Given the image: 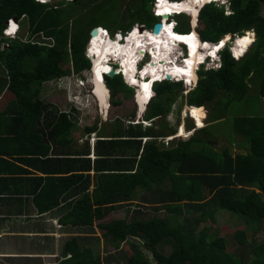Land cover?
<instances>
[{
	"label": "trees",
	"instance_id": "obj_1",
	"mask_svg": "<svg viewBox=\"0 0 264 264\" xmlns=\"http://www.w3.org/2000/svg\"><path fill=\"white\" fill-rule=\"evenodd\" d=\"M120 1L99 2L102 10L104 5L110 8L108 18L103 21H113L112 25L103 26L102 19L96 16L95 0H61L53 4L0 0V93L8 91L15 96L0 112V127L15 121L21 124L18 138L23 141L25 128L32 124L35 155L47 156L53 151L59 156L57 152L62 151V155L77 157L65 159L78 164L75 173L69 176L51 173L64 171L59 166L40 167L48 172L45 179L49 207L59 203L57 193H52L54 188L62 193L79 183L75 190L80 195L66 218L87 229L103 220L110 210L131 201L138 190L144 192L143 200L134 208L128 206L125 217L98 222L116 251L127 243L128 249L121 257L110 253L106 261L102 260L93 248L72 238L58 264H112V258L119 264H264V239L257 237L264 233V110L250 115L228 114L232 102L255 96L264 101V0H229V11L225 5L216 3L202 7L198 32L204 41L218 42L226 35L234 40L253 30L256 39L252 47L235 59L227 44L221 53L222 65L217 69L201 68L197 85L187 94L181 82L164 81L154 86L156 95L145 112V120L166 117L175 101L187 95L188 105L209 106L206 126L187 140L174 138L165 143L159 138L167 133L176 134V130L168 129L172 133L162 135L153 124L144 129L142 123L137 128L136 124H130L127 130L119 124L110 137L99 135L96 157L92 158L89 140L85 142L86 149L84 146L73 149L71 132L76 123L69 113L43 102L40 94L45 82L91 68L86 48L94 27L103 26L114 32L116 27L127 30L136 22L153 26L160 20L151 12L153 0H141L139 6L129 9V21L123 24L125 15L115 16ZM14 17L22 26L28 24L27 38L4 34L8 20ZM176 19V31L191 32L188 15H178ZM183 22L188 30L183 31L186 29L182 28ZM105 79L113 97L129 88L121 74L106 75ZM220 123H224L221 126L232 133L244 152L233 155L229 148L221 150L215 146L218 134L214 128ZM97 128L93 125L87 130L91 133ZM0 133L13 131L4 129ZM26 135L28 138V128ZM144 136L149 138L145 144ZM238 136L242 137L240 141L236 139ZM53 158L57 157H48L47 162L52 163ZM92 182L94 188L90 191ZM167 182L169 189L162 186ZM149 189H155L150 198L146 197ZM151 199L160 200L164 215L158 213L162 209L156 207V202L150 210L145 208L151 205ZM220 210L244 221V228L234 232L238 243L234 251L229 249L224 236L211 239L206 226L198 230L201 222ZM249 231L252 239L248 237ZM167 238L172 240L169 254L159 248ZM140 240L152 251L155 263Z\"/></svg>",
	"mask_w": 264,
	"mask_h": 264
},
{
	"label": "crops",
	"instance_id": "obj_2",
	"mask_svg": "<svg viewBox=\"0 0 264 264\" xmlns=\"http://www.w3.org/2000/svg\"><path fill=\"white\" fill-rule=\"evenodd\" d=\"M43 90L44 85L40 94L42 101L45 103H51V101L45 100ZM14 97V94L8 91L0 93V112L5 109L8 102ZM55 107L60 112H68L70 117L75 121L72 112L60 110L57 106ZM186 107L189 108L188 104ZM145 111L146 108L142 112L138 110L136 113L137 118L141 119L143 117L141 121L143 129L150 124V122L146 121L143 116ZM186 112L187 110L182 109L183 114L181 113L178 120L179 127L182 129L180 130V128H178L177 130V126H175L174 130H176V134L169 135V133H167L165 138L171 136L187 140L197 129L207 125L204 124L201 127H196L193 131L188 133L189 135H187L188 131L186 129L185 121ZM181 117L184 119L183 123H180ZM157 119L159 118H156L152 122ZM137 121V123H131L136 124V128L140 123V120ZM75 123L76 124L71 132L72 147L73 149L80 150L84 146L86 149L87 147L85 143H80V138L76 137L74 133V130L77 127V122L75 121ZM120 124L124 130H127L131 126L129 123L128 125ZM111 127V125H108L104 130H100L98 127L96 131L91 132V135L94 133L97 138L93 137L92 140L89 138L85 140V142L87 140L90 141L92 158L96 157L95 143L100 135L98 132L103 131V134H101L102 136L110 137L114 129V127ZM27 128L29 131L28 138L26 135ZM27 128H25V138L22 141L18 138V133L22 129L21 124L15 121L12 125L7 127H0V130L7 129L13 131L12 134L0 133V264H58L65 257V246L68 241L72 238H77L80 243L79 236L81 235V227L75 225V223L66 218L72 209L73 203L80 195V191L75 190L76 187L77 189L79 188L80 184L78 183L70 190L62 193H58V190H55L54 188L52 193H57L55 196L57 195L56 198L59 200V203L50 208V199L47 194L48 192L46 191L47 181L45 179V177L48 176V172L42 170L40 167L49 168L50 166L55 168L56 166H59L64 171L52 170L51 173H57L56 176L59 177L69 176L75 173L78 164L74 161H65V159L70 160L77 157L75 155H62L64 154L62 151L57 152L60 153L59 156L53 151H50V154L47 156L35 155L33 151L32 124ZM184 129L186 131L183 133L182 130ZM172 131L170 132L172 133ZM185 133L186 135H184ZM145 137L148 139L147 136L142 137L143 144L146 142V140H144ZM44 141L41 143L42 146ZM63 148L65 147L63 146ZM48 157L57 158L51 159L52 163H49L47 162ZM38 158L41 159V161L35 160ZM44 160L46 161L43 162ZM90 172L92 175L95 173L94 170ZM162 186L163 188L165 187L169 189L168 182ZM53 187L51 188L52 190ZM93 188L94 183L92 182L89 186V190L92 191ZM138 197L139 199L135 200ZM142 197L143 194L136 192L131 201L124 203V206L118 205L117 208L110 210L106 217H104L103 220L96 221L95 225L100 221L107 222L112 219L125 217L127 211L125 212V215L117 217H113L112 212L122 207H125L126 210H128L129 207L126 206V204L130 202L134 203L131 207L134 208L137 203L143 200L141 199ZM84 246L87 245L85 244Z\"/></svg>",
	"mask_w": 264,
	"mask_h": 264
},
{
	"label": "rangeland",
	"instance_id": "obj_3",
	"mask_svg": "<svg viewBox=\"0 0 264 264\" xmlns=\"http://www.w3.org/2000/svg\"><path fill=\"white\" fill-rule=\"evenodd\" d=\"M51 4L55 3L53 0H49ZM96 3L98 4V9L96 11V16L100 19H102L100 22L103 26L106 25H112L113 21H103L105 20L107 17V13L108 9H110L107 5H104V9H101L100 4H104L106 0H95ZM155 0L152 1V8H151V12L153 14H155L154 12V7H155ZM141 0H121L120 1V5L117 6L116 8V14L115 16H124L125 18L121 20V22L123 24L128 23L129 18L127 17V15L129 14V9L131 8H136V6L140 5ZM94 6V5H93ZM95 7V6H94ZM227 10L229 11L230 9L227 7ZM103 12L99 13V12ZM262 12L264 14V4L262 7ZM188 15V14H187ZM155 16V15H154ZM156 17V16H155ZM177 15L174 16V18L176 19ZM159 18V17H157ZM155 18V19H157ZM185 16H182V20H184ZM160 19V18H159ZM172 20V19H170ZM177 20V19H176ZM115 24V23H114ZM135 26L138 27H144L147 28L148 30H152V26L147 25V24H142V23H138L136 22L134 24ZM182 28H186L183 29L184 30H188L187 29V24L186 22L182 23ZM199 29V26H197L195 28V30L197 31ZM120 29L118 27H116L115 31L112 32L110 31L111 35H115V33H117ZM252 34H253V41H251V44L248 48V50H250V48L253 45L254 40L256 39V34L253 30ZM248 32V31H247ZM18 36H21L22 38H27L29 31H28V24H25L24 26L20 25V28L18 30ZM16 34V35H17ZM13 37V36H10ZM91 39V36H90ZM89 39V40H90ZM231 41V40H230ZM230 41L227 42V44H229V48H231V55L233 57H235V59H239L242 56H244L246 54V52L241 56V57H237L236 53L234 52V50L232 49L234 47V44H231ZM234 41V40H233ZM235 43V41H234ZM226 44V45H227ZM209 46H213V43H210ZM177 48H179L180 50H182L183 53V46L181 45H177ZM221 47H219L218 49H221ZM224 48V47H223ZM205 47L202 49L204 50ZM207 49V48H206ZM206 49L203 51L205 53ZM217 49V50H218ZM213 51V50H212ZM208 52V51H207ZM210 53V51H209ZM173 54V53H172ZM174 60L175 62H181V59L179 60L177 57H179V55H174ZM177 58V59H176ZM216 58L219 59V56L217 57L212 56L203 66L204 69H210L213 68L216 69L219 67V64H215L213 59L216 60ZM147 56L145 58V60H147ZM187 61V60H186ZM111 63H115V61H112ZM181 64V63H179ZM68 64H66L67 67ZM115 66V64H114ZM140 66V64H139ZM202 67V66H201ZM200 67V68H201ZM216 67V68H215ZM177 77V76H176ZM198 77V76H197ZM81 78H84L85 80H80ZM179 78V77H177ZM175 82V81H172ZM92 73L90 69H86L83 70V72H81V74H76L73 73L71 75H67V76H63L61 78H58L54 81H50L44 84V90H43V96L45 98V100L47 101H51V103H53L54 106H57L60 110H65V111H70L74 114L75 117V121L77 122V127L74 130V133L76 135V137L80 138V143H85L86 139H91L97 138L96 134H92L90 132H88L87 127L93 126V125H97L100 130H104L106 129V127H108V125H111L112 127H114L112 133L115 131V129L117 128V126L122 123V124H131V123H137V120H140V123L143 119V117L141 119L136 117V113L138 112L140 106L136 104V100H137V92L138 89L136 88V86L130 84L129 88H126L123 91H120L117 95L110 96L108 98V102H109V107H107V109H102L101 105L99 104L98 100L96 99L95 95L92 94ZM195 85L192 86H185L182 85V87L187 89L193 88ZM186 93V91L184 92ZM186 97L187 95H184V97L180 96L175 103L172 105V110L169 113L168 116L163 117V118H159L156 121L152 122V124L154 125V127H156V131L157 133L163 132L162 135H165L168 132H170L168 129L173 130L175 126H177V130L179 127V116L182 113V109L187 110L186 114V129H187V135H189L188 133L190 131H193L196 126L197 123L195 122V118L191 115L190 110H188L187 106V101H186ZM115 101H119V104H116ZM149 104H147V108H148ZM204 110L206 112V116L203 119V121L205 122L204 124L208 123V115H209V106H203ZM73 108V109H72ZM146 108V110H147ZM75 109V111H74ZM264 110V101L261 97L255 96V97H248L240 102H232L231 107L228 111V114L230 115H235V114H246V115H250L252 114L254 111H261ZM264 113V111H263ZM183 114V113H182ZM145 114H143L144 116ZM184 119L181 117L180 119V123H183ZM151 123L149 125H152ZM224 123H220L218 124L214 130L216 135L218 134V136L215 139L216 144L215 146L218 149L224 150L225 148H229L230 151H232V154L235 155L238 152H244V150L241 148V146L237 143L236 140L233 139V135L232 133H230V131H225V127H222L221 125H223ZM221 126V127H220ZM111 127V128H112ZM110 128V129H111ZM225 128V129H224ZM167 129V130H166ZM182 128H180L181 130ZM217 129V130H216ZM166 130V131H165ZM165 131V132H164ZM182 132H185V129L182 130ZM100 135L103 134V131H99L98 132ZM230 138H232L233 140H230ZM160 140H163L165 143H168L169 138H165V136H162L161 138H159ZM172 139V138H170ZM237 140H241L242 137L238 136L236 138ZM92 142V141H91ZM158 192L157 195L160 194V188L158 187ZM142 190H138L137 192L139 194H143L141 192ZM153 192L155 193V189H149L146 192V197L150 198L153 196ZM140 197V196H139ZM136 198L135 200L139 199ZM153 202L157 203L155 205H157V208H161L162 211L158 212L161 213L162 215H164L165 211H164V206H159V202L160 200L156 201L154 199H151V201H149V203L151 205H146L145 208L149 209L154 207ZM134 203L130 202L128 204H126V206H131ZM126 208L122 207L120 209L114 210L112 212V216L113 217H117V216H123L125 215L126 212ZM199 213V212H198ZM204 226L207 227V231L210 235V238L213 239L217 236H224L228 242H229V249L231 251H234L235 247H237L238 243L234 240V232L237 229H241L244 228V221H242L239 217H236L234 215H232L231 213L225 211V210H220V211H216L215 214H212V216H209V219H206L205 222H201L198 230L202 229ZM80 242L83 245H87L90 246L91 248H93L94 253L98 256L101 257L102 260L106 261V257L107 255H109L110 253H113L115 256L117 257H121L122 252L125 253L128 249L127 247V243H123L122 247L119 251H116L115 248L113 247V245L110 243V241H108L106 239V237L103 234V229H101L98 224L94 225V227L92 228H87V229H80ZM252 233L251 231L248 232V237L249 239H252ZM258 240H262L264 239V233H261L259 235H257ZM140 245L143 247V249L145 250V252L147 253V255L149 256V258L151 259L152 263H155L154 259H153V253L151 250H149L145 244H144V240H140L139 241ZM160 250L166 254H169L172 250V240L171 238H167L165 241H163L161 243V245L159 246ZM125 251V252H124ZM112 264H119L116 261H113V258L111 259Z\"/></svg>",
	"mask_w": 264,
	"mask_h": 264
},
{
	"label": "bare ground",
	"instance_id": "obj_4",
	"mask_svg": "<svg viewBox=\"0 0 264 264\" xmlns=\"http://www.w3.org/2000/svg\"><path fill=\"white\" fill-rule=\"evenodd\" d=\"M157 10L158 14H175L176 12H188L192 15L193 30L188 33H180L174 29L175 21L171 24V20L164 19L163 31L160 35H155L153 31L146 30L143 34L139 31L138 26H135L133 32L126 34L125 41H121V34L118 32L117 38L111 39L105 27L99 29V35L96 37H91L90 42V52L96 55L94 60V66L92 71L94 92L97 96V100L101 105L102 109H107L109 107V89L105 84L104 72L108 71L111 66L108 60L110 58L113 61L115 59H120L123 63L124 75L128 78V81L136 86H138L137 100L140 106V112H142L146 106L149 98L153 94L151 91V83L156 79H162L167 74L171 77H188V81H196L197 76L195 74V68L204 60L209 54H215L217 49L228 40V36L223 38L222 43L219 46L212 47L209 46L210 43H203L197 31L195 30L196 24L198 23V13L199 8L207 1L210 0H158ZM198 4V6H197ZM164 18V16H163ZM15 26V27H14ZM16 29V24L11 23L10 33ZM253 41L252 31L246 32L244 36H238L234 47L232 48L236 53L237 57H241ZM186 43L189 48V59H187L186 64H179L174 60V52L177 51V45L179 43ZM205 47V53L202 50ZM145 52L149 49L153 59V64L148 62L145 70L142 72V76L146 77L149 75L151 81L147 82V79L143 81L139 80L135 76L136 72V62L142 53L140 49ZM210 53L207 50H211ZM173 53V54H172ZM111 59V60H112ZM180 60V59H179ZM111 96V95H110ZM191 115L195 118L197 126H203V119L206 116L204 107L192 106L190 109ZM186 131V130H185ZM186 135V133L184 134Z\"/></svg>",
	"mask_w": 264,
	"mask_h": 264
},
{
	"label": "clouds",
	"instance_id": "obj_5",
	"mask_svg": "<svg viewBox=\"0 0 264 264\" xmlns=\"http://www.w3.org/2000/svg\"><path fill=\"white\" fill-rule=\"evenodd\" d=\"M37 1H39V2H43V3H50V1L49 0H37ZM54 2H57V1H61V0H53ZM158 0H155L154 1V3H155V7H154V12H155V16L156 17H159L160 18V20L158 21V22H163V15L162 14H158V10H157V5H158ZM208 3H216V4H219V5H225L226 6V9H227V7H229V0H210V1H207V2H205L200 8H199V12H200V10H201V8L202 7H204L206 4H208ZM197 6H198V4H197ZM182 14H188V16L190 17V26H191V23H192V15L190 14V13H188V12H185V11H182V12H176L175 14H172V15H170V17L168 18V21H170V19H172L171 20V22H170V24L173 22V21H175V26H174V29L176 30V26L178 25V23H177V20L174 18V16H178V15H182ZM198 16H199V13H198ZM198 16H197V19H198ZM199 20V19H198ZM12 22H14L15 24H16V29L13 31V33H10V31H9V29L11 28V23ZM199 22V21H198ZM20 21L18 20V18L15 20L14 18H12V19H9L8 20V22H7V27L4 29V34L6 35V36H8V37H10V36H13V37H15L16 36V34L18 33V30H19V28H20ZM155 25V24H154ZM153 25V26H154ZM153 26H152V30L151 31H153ZM198 26V23L196 24V27ZM96 27H98V26H96ZM101 27H103V26H100V27H98L99 29L101 28ZM134 27H135V25H134ZM146 30H148L147 28H145V31ZM105 31L107 32V35L111 38V39H114L115 37L117 38V36H118V32L117 33H115V35L113 36V35H111L110 34V31H109V29L108 28H105ZM198 31V30H197ZM190 32V31H189ZM192 33V32H191ZM143 34V33H142ZM197 34L199 35V37H200V39H201V42H203V43H213V46L212 47H216V46H219L221 43H222V41H223V39H221L220 41H218V42H211V41H204L202 38H201V36H200V34H199V32H197ZM91 36V35H90ZM226 36H230V35H226ZM92 37V36H91ZM93 38V37H92ZM91 38V39H92ZM91 39L88 41V45H87V48H86V56L91 60V63H92V65H91V68H90V70H91V73H92V71H93V66H94V60L96 59V55L94 54V53H92V52H90V42H91ZM236 39H237V37L234 39V41H236ZM230 40H232V37L231 38H228V40L224 43V44H222L221 46H222V48L221 49H218L216 52H215V54H209L208 56H206L205 58H204V60L202 61V62H200V63H197L198 64V66L195 68V74H196V76H198V71L201 69V68H204L203 66H205L204 64L212 57V56H219V59L218 58H216V60H214L213 59V61H214V63L215 64H219V67L222 65V50L226 47V44H227V42L228 41H230ZM178 45H181V46H183V53H182V50H180L179 48H177V51L176 52H174L175 54L174 55H179V57H177L178 59H181V62H178V63H183V64H186V60L187 59H189V48H188V46H187V44L186 43H179ZM220 46V47H221ZM224 47V48H223ZM141 50H143L142 48H141ZM213 50V48L211 49V50H207L208 51V53H209V51H212ZM144 51V50H143ZM230 51H231V48H230ZM142 56L141 57H139L138 58V60H137V62H136V72H135V76H136V78L137 79H139L140 81L142 80H144V79H147V82H150L151 81V77L149 76V75H147L146 77H143L142 76V72L145 70V67H146V65H148V62L150 61H153V59H152V56H151V52H150V50L148 49L146 52L144 51V53L143 54H141ZM146 56H147V60H145V58H146ZM176 58V59H177ZM235 58V57H234ZM112 58H110L109 60H108V62H109V65L111 66V68L110 69H115L116 70V75L117 74H121L122 75V77H123V79H124V82L129 86L131 83L128 81V78L124 75V73H123V70H124V66H123V63L121 62V60L120 59H115L116 61H115V63H111L112 61H113V59L111 60ZM149 62V63H150ZM114 64H115V66H114ZM139 64H140V66H139ZM202 66V67H201ZM201 67V68H200ZM218 67V68H219ZM216 68V67H215ZM110 69L108 70V71H106V72H104V79H105V76L106 75H108V72L110 71ZM210 69H214V67L213 68H210ZM217 69V68H216ZM61 78V77H60ZM94 78H93V76H92V80H93ZM80 80H85L84 78H81ZM164 81H175V82H181L182 83V85H185V86H192V85H197V82H198V77H197V79H196V81H194V80H190V81H188V77H180V78H177L176 76L175 77H171L170 79H168L166 76L164 77V78H162V79H156L155 81H153L152 83H151V91H152V95H151V97L149 98V101L147 102V104H149L150 102H151V100H152V98L153 97H155V95H156V92H155V90H154V86L157 84V83H161V82H164ZM105 84H106V86H107V88L109 89V95H111V89L108 87V85H107V83H106V79H105ZM136 86H138L137 84H135ZM194 86V87H195ZM193 87V88H194ZM137 88V87H136ZM184 88V87H183ZM186 88H188V87H186ZM186 88H184V92L186 91V93H184V94H187L190 90H192L193 88H190V89H187L186 90ZM94 90H95V88H94V84L92 83V94H94L95 95V97H96V99H97V96H96V94H95V92H94ZM137 102H136V104L137 105H139L138 104V100H136ZM189 106V108H188V110L192 107V106H190V105H188ZM196 107H198V106H196ZM203 107V106H202ZM146 108H147V106H146ZM139 111H140V108H139ZM146 112V111H145ZM156 118H154V119H152V120H146V121H149L151 124H152V121L153 120H155ZM142 123V122H141ZM201 127V126H200ZM167 138H169V140H172V139H174V137H171V136H169V137H167ZM170 138H172V139H170ZM149 139V138H148ZM146 137L144 138V140H148Z\"/></svg>",
	"mask_w": 264,
	"mask_h": 264
},
{
	"label": "water",
	"instance_id": "obj_6",
	"mask_svg": "<svg viewBox=\"0 0 264 264\" xmlns=\"http://www.w3.org/2000/svg\"><path fill=\"white\" fill-rule=\"evenodd\" d=\"M163 16H164L163 19H165V18L168 19V18L170 17V14H165V15H163ZM14 19L16 20L17 18L14 17ZM163 27H164V23H163V22H156L155 25L153 26V33H154L155 35H160V34L162 33V31H163ZM134 28H135L134 25H132V26H130L127 30H124V29H120V30H119V33L121 34V41H122V42H123V40L125 41L126 34H128V33L130 34L131 32H133ZM138 29H139V31H141L142 33L145 32V28H144V27H138ZM192 30H193V21H192V23H191V29H190V31H192ZM197 32H198V31H197ZM90 35H91L92 37H96V36H98V35H99V28H98V27H94V28L92 29ZM225 37H226V36H225ZM229 38H231V36H229ZM230 43H231V44H234V41L231 40ZM140 53L143 54L144 51L140 49ZM153 62H154V61H151L150 63L153 64ZM115 75H116V70H115V69H110V71L108 72V76H110V77H114ZM166 77H167L168 79H170V78H171V75L167 74ZM196 127H198V126H196Z\"/></svg>",
	"mask_w": 264,
	"mask_h": 264
}]
</instances>
